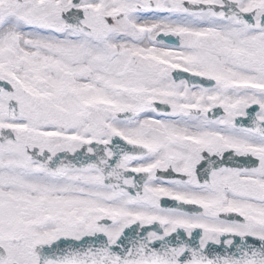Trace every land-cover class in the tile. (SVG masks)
I'll return each mask as SVG.
<instances>
[{
	"label": "snow or ice",
	"instance_id": "obj_1",
	"mask_svg": "<svg viewBox=\"0 0 264 264\" xmlns=\"http://www.w3.org/2000/svg\"><path fill=\"white\" fill-rule=\"evenodd\" d=\"M0 264H264V0H0Z\"/></svg>",
	"mask_w": 264,
	"mask_h": 264
}]
</instances>
